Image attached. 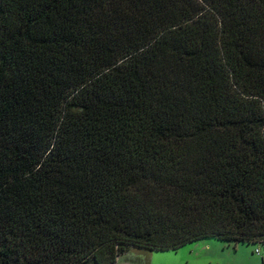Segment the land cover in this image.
<instances>
[{
    "label": "trees",
    "instance_id": "16d2710c",
    "mask_svg": "<svg viewBox=\"0 0 264 264\" xmlns=\"http://www.w3.org/2000/svg\"><path fill=\"white\" fill-rule=\"evenodd\" d=\"M264 251V0H0V264Z\"/></svg>",
    "mask_w": 264,
    "mask_h": 264
},
{
    "label": "rangeland",
    "instance_id": "374dc122",
    "mask_svg": "<svg viewBox=\"0 0 264 264\" xmlns=\"http://www.w3.org/2000/svg\"><path fill=\"white\" fill-rule=\"evenodd\" d=\"M256 249L259 254L255 253ZM113 264H264V251L259 244L234 245L216 238H203L176 250L148 251L130 248Z\"/></svg>",
    "mask_w": 264,
    "mask_h": 264
},
{
    "label": "built area",
    "instance_id": "2783aa9c",
    "mask_svg": "<svg viewBox=\"0 0 264 264\" xmlns=\"http://www.w3.org/2000/svg\"><path fill=\"white\" fill-rule=\"evenodd\" d=\"M255 253H256V254H259V251L256 249V250H255Z\"/></svg>",
    "mask_w": 264,
    "mask_h": 264
}]
</instances>
